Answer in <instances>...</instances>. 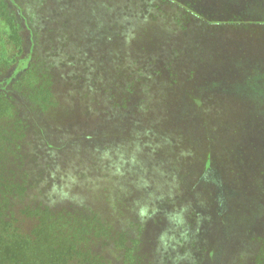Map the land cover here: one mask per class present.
<instances>
[{
  "label": "rangeland",
  "instance_id": "1",
  "mask_svg": "<svg viewBox=\"0 0 264 264\" xmlns=\"http://www.w3.org/2000/svg\"><path fill=\"white\" fill-rule=\"evenodd\" d=\"M28 1H22L26 9ZM36 1L41 15L38 23L48 36L47 50L77 53L80 57L73 66L81 60L88 62L85 55L91 49L106 58L109 71V51L120 44L133 49L134 58L146 55L150 60L160 59L167 49L182 47L184 38L179 35L187 31V39L195 38V44L189 46L191 60L203 52L207 57L206 48L211 47L221 68L216 78L222 97L213 100L206 89L200 90L194 94L206 96L194 98L201 106L193 113L182 107L153 109L147 112L150 117L145 126L135 117L129 122L122 117L117 121L116 116L102 118L106 111H98L96 106V101L102 100L99 93L85 97L80 93L78 106L71 105V118H66L65 111L57 116L48 114L44 121L51 128H58L57 122H62L65 142L75 137L71 131L81 130L77 142H70L63 150V155L72 150L77 153L81 165L76 170L70 165L64 167L67 175L57 181L62 192L54 206L94 208L109 215L113 231L126 226L131 231L127 245L129 249L136 247L138 264H252L241 258L239 244L227 243L224 226L235 220L248 230L261 218L264 226V194H260L264 193V177L256 176V170L264 174V0ZM192 1L197 6L184 4ZM176 7L199 22L178 15ZM185 21L189 27L183 33ZM200 22L210 28L199 27ZM221 23L224 27L219 28ZM51 29L76 34L70 43L58 39ZM3 31L0 23V52L8 58L15 52ZM125 32L129 40L120 43ZM111 35L117 44L107 39ZM239 48L246 49L245 56L239 55ZM30 50L34 53L35 46ZM96 54L92 56L95 61ZM226 57L231 59L230 65ZM63 69L53 67L58 80L71 67ZM93 102L95 107L90 108ZM117 130L126 133L120 134V139H109V132ZM102 147L108 148L105 156L99 155ZM256 147L260 150L251 153ZM30 156L29 144L23 158L28 169ZM106 163L107 168H100ZM211 164L221 166V174L217 170L204 173ZM29 193L32 198L31 190ZM133 239L136 243L131 244ZM112 245L94 247L109 264H114ZM254 252L252 248L249 255Z\"/></svg>",
  "mask_w": 264,
  "mask_h": 264
},
{
  "label": "trees",
  "instance_id": "2",
  "mask_svg": "<svg viewBox=\"0 0 264 264\" xmlns=\"http://www.w3.org/2000/svg\"><path fill=\"white\" fill-rule=\"evenodd\" d=\"M22 1L0 0V23L5 29L2 34L15 52L8 58L0 52V264H109V260L94 249L97 244H106L109 248V242L113 244L114 264H138L136 247L129 249L127 245L126 239L131 231L126 226L113 231L109 215H102L94 208L54 206L53 202L62 192L57 181H63L67 175L64 167L70 165L71 170H76L81 165L80 158H76L77 153H73V150L63 155L67 144L77 142L81 130L80 133L71 131L69 134L74 133L75 137L65 142V133L60 129L62 122L58 121V124L53 117L52 122H57L58 127L53 129L45 124V117L50 113L57 116L59 111H65L68 114L66 118H71L69 111L74 110L71 105L75 108L78 106L80 93L84 97L99 93L98 97L102 100L98 98L96 106L98 111H106L102 118L116 116L117 121L123 118L129 122L128 119L135 117L142 119L143 126L149 124L150 115L147 112L153 109L169 111L182 107L193 113L201 106V102L194 98L206 96L204 93H194L206 89L213 100L222 97L217 92L220 80L216 78V73L221 69L219 62L211 47L206 48L207 57L203 52L191 60L189 46L195 44V38L187 39L190 34L185 32L189 27L188 21H185L181 30L186 36L179 35L184 38L182 47L177 51L167 49L160 59L150 60L146 55L134 58L133 49L127 50V45L120 44L109 51V71L108 65H105L106 58L91 49L85 55L89 63L81 60V64L78 62L73 66L80 55H73L65 49L60 53L52 51V48L47 50L48 36L38 23L41 15L37 1L27 0L30 3L29 6L27 4L28 9L24 8ZM184 4L195 7L198 3L192 1ZM176 8L178 15L187 17L186 20L196 19L193 21L195 24L199 22L188 12L182 13L180 7ZM198 24L206 30L210 28L201 22ZM218 27L224 25L221 23ZM52 33L66 42H70L71 36L75 37L76 34L73 31L68 34L59 31ZM125 34L120 37V43L129 40V34ZM110 38L117 44L116 37H107ZM197 38L200 42V37ZM33 45L36 53L30 50ZM238 53L245 56L246 49L239 48ZM95 54L96 61L92 58ZM226 54L228 56L229 53ZM227 58V65H230L231 59ZM56 65L63 66V70L71 67L63 73L61 80L55 77L53 67ZM107 71L109 84L105 78ZM94 107L95 102L90 108ZM181 117L176 116V119ZM125 133L119 130L109 132V139H120L119 135ZM29 144L30 169L23 159ZM258 148H252L251 153ZM98 150L102 151L99 155L105 156L108 148ZM68 153L73 155L69 156ZM107 164L100 168H107ZM210 170L222 172L221 166L216 164L206 166L204 173ZM256 173L258 179L264 177L262 171L256 170ZM55 187H59L60 193L59 189L55 191ZM30 190L34 195L32 198ZM128 220L133 225L131 218ZM262 221V218L259 219L248 230L236 224L235 220L224 226L227 243H233L236 247L239 244L243 250L241 258L250 260L252 264H264ZM235 238L237 241H234ZM133 241L136 243L133 239L131 244ZM252 248L255 252L249 255Z\"/></svg>",
  "mask_w": 264,
  "mask_h": 264
}]
</instances>
